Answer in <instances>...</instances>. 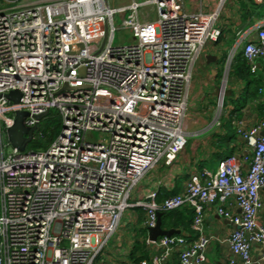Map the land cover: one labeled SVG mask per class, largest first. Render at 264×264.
Segmentation results:
<instances>
[{"label": "built area", "instance_id": "2783aa9c", "mask_svg": "<svg viewBox=\"0 0 264 264\" xmlns=\"http://www.w3.org/2000/svg\"><path fill=\"white\" fill-rule=\"evenodd\" d=\"M226 2L213 14L187 12L185 0L128 7L16 0L0 8V264H95L126 211L145 209L150 229L159 213L184 206L194 210L197 236L148 240L157 253L141 264H166L175 255L180 264H206L211 238L202 225L211 206L236 226L228 239L233 255L264 264V254L253 257L254 245L264 248V121L252 129L233 121L251 155L193 173L183 193L162 203L157 192L132 198L151 171L173 165L186 150L194 67L222 37L217 24ZM122 30L135 42L116 46ZM244 39L255 71L264 61V27ZM13 91L21 93L19 104L6 96ZM17 112L28 113V128L51 112L60 115L62 131L47 151L12 145L8 130Z\"/></svg>", "mask_w": 264, "mask_h": 264}, {"label": "crops", "instance_id": "0c3cea01", "mask_svg": "<svg viewBox=\"0 0 264 264\" xmlns=\"http://www.w3.org/2000/svg\"><path fill=\"white\" fill-rule=\"evenodd\" d=\"M143 1L146 0H119L116 7H128L133 2ZM220 2L221 0H185V11L206 14L217 13L220 9ZM113 3L115 6V0ZM147 10L151 11V9ZM147 10H144V13ZM150 18L155 20L157 16L152 12ZM217 25L223 33L222 37L217 43L207 45L201 59L194 67L189 95V111L194 118L187 124L188 140L191 141L190 147H186L185 152L179 156L173 165L166 166L162 163L151 171L144 178V186H138L133 191L135 192L134 200L143 199L153 192L158 193V198L180 195L185 190L193 173L203 170L217 171L218 164L231 155H237L241 159L246 155H251L247 141L237 133L233 121L238 120L244 123L247 129L257 127L264 121V61H257V69L253 71L254 77L253 80L251 79L254 83L251 86L254 96L248 98L246 103H243V99L247 95L248 80H238L233 77L229 81V78L232 65L236 63L239 56H244L246 42L244 38L256 35L257 29L264 27V0H227ZM226 54L227 57L230 56L229 59L233 57L234 62L231 66L227 65L225 75L220 76L219 61ZM223 85H225L224 88ZM220 90H222V95L219 94ZM226 97L229 99L227 107L225 106ZM220 101H223L222 108H219ZM236 106H239V111L235 113ZM224 116H226L227 123H222ZM259 136H264V129ZM262 197L264 198V190ZM181 209H188L191 212L193 210L190 206H184ZM232 210L236 214L239 213L236 206ZM130 216L131 222L137 225L138 230L128 234V246L125 249L119 248V250L115 247L114 250L108 251L109 246L107 245L96 262L108 251V254L104 256V261L99 264H131L130 256L136 243L141 241L144 242L145 248L149 252L150 261L148 262L151 263L157 250L147 244L150 238L149 229L145 227L146 211L142 208H135ZM260 218L264 223V211L261 212ZM193 224L194 221H192L189 230L185 228L176 230L180 231L181 234L175 236L195 238L197 232L193 230ZM234 231H236V226L232 221L220 215L217 206L206 208L202 233L211 238L206 251V264H231L232 260L236 261L235 264H243L233 255L228 243V239ZM116 253H122L124 258L112 256ZM263 254L264 248L260 245H254V259H261ZM166 264H180L179 255L172 257Z\"/></svg>", "mask_w": 264, "mask_h": 264}, {"label": "trees", "instance_id": "16d2710c", "mask_svg": "<svg viewBox=\"0 0 264 264\" xmlns=\"http://www.w3.org/2000/svg\"><path fill=\"white\" fill-rule=\"evenodd\" d=\"M230 77H235L238 80L247 79L249 87L247 95L243 99V103H246L247 99L254 96V91L251 89L253 86V71L247 58L239 56L236 63L232 65L230 70ZM252 79V80H251ZM239 101V100H238ZM238 109V110H237ZM239 111V106H236L235 113ZM62 120L57 112H51L48 117L42 120L39 124L38 130L35 132L33 141L28 145L27 152H44L47 151L50 146L55 142L62 131ZM232 156V155H231ZM167 199V196L158 198V203H162ZM181 209V208H180ZM162 228L164 230H180L185 228L189 230L192 221H194L195 213L188 209H177L169 212H162ZM149 252L145 248L144 242H137L134 250L130 256L132 264H141L143 261H150Z\"/></svg>", "mask_w": 264, "mask_h": 264}, {"label": "rangeland", "instance_id": "374dc122", "mask_svg": "<svg viewBox=\"0 0 264 264\" xmlns=\"http://www.w3.org/2000/svg\"><path fill=\"white\" fill-rule=\"evenodd\" d=\"M9 1H16V0H0V8L3 7V6H7L6 4ZM113 2H114V0H109V3L112 6L114 5ZM118 4H119V0H115V6H118ZM121 24H122V20L118 17L116 19V26L117 27H120ZM133 42H135V39L133 38L132 34L129 31L122 30V31H117L116 32L115 38H114V44L116 46L122 45V44L128 45V44H131ZM229 57L230 56L228 55V57H227V54H226V55H224L223 58L222 57L220 58V61H219V65L221 66V70L219 71L220 76H223L226 73V69H227ZM229 81H231V77L229 78ZM228 105H229V99H227V97H226V99H225V106L227 107ZM217 106H218V103H217ZM226 116H224L222 118V123H227L228 122L227 119H226ZM96 136L99 138V136H100L99 133H96ZM190 143H191V141H189V144L187 145V148L190 147ZM228 157H230V156H228ZM140 186L141 187L144 186V180H142V183L139 185V187ZM134 194H135V192L132 193V198H134V196H133ZM133 210H135V209L128 210V211H126L123 214V217H122V220H121V224H120V227H119L117 233L109 241V244H108L109 247L107 249L108 251H111V249L114 250L115 247L117 249H119V248L125 249L128 246V234L129 233L131 234V233L137 232V230H138L137 225L133 224L131 222V219H130L131 218L130 214L133 212ZM118 245L120 247H117ZM108 251H106L99 258V260L96 262V264L102 263L104 261V256L106 254H108ZM112 256H114V257L116 256V258H120V259H123L124 258V257H122V253H116V255L112 254Z\"/></svg>", "mask_w": 264, "mask_h": 264}, {"label": "water", "instance_id": "95a60500", "mask_svg": "<svg viewBox=\"0 0 264 264\" xmlns=\"http://www.w3.org/2000/svg\"><path fill=\"white\" fill-rule=\"evenodd\" d=\"M211 60V59H210ZM226 85V83H224ZM223 85V88L224 86ZM220 95H222V90H220ZM7 98L13 101L15 104H19L21 100V93L19 91H13L6 95ZM47 115V114H46ZM46 115L38 117L42 120ZM26 112H17L15 123L12 128L8 130V139L15 148H18L21 152H26L28 145L33 141L35 132L38 130L39 126L33 128H28L25 125V120L28 117ZM180 231L176 230H164L162 228V214H158V222L156 227L149 229V238L151 241L156 242L161 237H172L175 235H180Z\"/></svg>", "mask_w": 264, "mask_h": 264}]
</instances>
